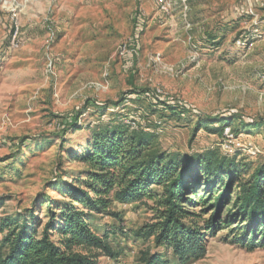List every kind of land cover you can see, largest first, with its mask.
Here are the masks:
<instances>
[{
  "label": "rangeland",
  "instance_id": "rangeland-1",
  "mask_svg": "<svg viewBox=\"0 0 264 264\" xmlns=\"http://www.w3.org/2000/svg\"><path fill=\"white\" fill-rule=\"evenodd\" d=\"M128 1L0 0V221L46 195L62 200L58 184L84 167L72 153L82 155L90 130L114 118L154 130L169 152L215 151L250 171L264 164V0H186L169 13L156 0L155 17L137 0L127 12ZM216 117L236 129L228 148L219 133L194 130ZM150 205L114 203L121 221L88 216L120 253L98 264H140L148 247L163 252L132 234L151 221ZM205 239L206 254L188 264H264V247L248 250L235 231Z\"/></svg>",
  "mask_w": 264,
  "mask_h": 264
},
{
  "label": "trees",
  "instance_id": "trees-1",
  "mask_svg": "<svg viewBox=\"0 0 264 264\" xmlns=\"http://www.w3.org/2000/svg\"><path fill=\"white\" fill-rule=\"evenodd\" d=\"M72 125L81 129L77 118ZM227 126L237 134L229 117L200 120L194 130L222 136ZM252 126L256 124L247 128ZM72 156L84 167L60 181L62 200L46 195L0 221V264H98L101 256L117 259L120 253L108 231L96 233L88 216L112 215L121 221L111 209L114 203L143 200L152 201L153 217L132 234L163 252L140 250V264H169V251L176 264L196 261L206 254L205 237L223 229L235 231L236 242L248 250L264 247V164L250 171L248 163L215 151L169 152L154 130L116 118L91 129L84 153ZM44 204L45 222L39 209ZM117 230L125 232L120 226Z\"/></svg>",
  "mask_w": 264,
  "mask_h": 264
},
{
  "label": "built area",
  "instance_id": "built-area-1",
  "mask_svg": "<svg viewBox=\"0 0 264 264\" xmlns=\"http://www.w3.org/2000/svg\"><path fill=\"white\" fill-rule=\"evenodd\" d=\"M3 1H5V3H7V4L8 3L9 4H15V2H16V0H3ZM179 1L185 4L186 0H166V1L162 2V4H160L159 8L161 11H163L165 13H169L172 10L171 8H173L175 5H177ZM187 11H188V8L186 5H184L183 11H182V15L184 18L187 16ZM238 43L241 44L240 41H238ZM126 51H129V49L128 48L123 49V51L121 52V55H124V53ZM130 51L132 53L135 52V50L133 48ZM158 57L159 56H155L154 59H157ZM222 136H223V140H225L223 143V147L228 148L230 146V144L233 142V140L235 139V137L237 136V134H235L232 131L231 127L227 126L223 129Z\"/></svg>",
  "mask_w": 264,
  "mask_h": 264
},
{
  "label": "crops",
  "instance_id": "crops-1",
  "mask_svg": "<svg viewBox=\"0 0 264 264\" xmlns=\"http://www.w3.org/2000/svg\"><path fill=\"white\" fill-rule=\"evenodd\" d=\"M137 1H142L143 3H142V8H143V10H144V12H146L147 14H149L151 17H155V16H157V13H158V11H156V6H155V1L156 0H137ZM132 2V3H131ZM128 4V6H126V10H127V12H133L135 9H132L133 8V3H134V0H130V1H128L127 2ZM85 4H87V2H85ZM133 4V5H132ZM130 6V7H129ZM125 6H123L122 8H123V11H124V8ZM175 9V11H177V9H176V7L174 6L173 7V9H172V11ZM30 16H32V15H30ZM27 16H26V14L24 15V16H21V18L22 19H24V18H26ZM22 21V20H21ZM33 22L31 21V24H32ZM24 24H26V22L24 23ZM34 24H35V22H34ZM83 49V47H79L78 48V50H82ZM95 52V51H94ZM88 54H86V56H85V58L87 57L88 58V60H93V59H95L96 58V56L98 55V54H96V53H91V54H89L88 56H87ZM90 55H92V57L90 56ZM86 58V59H87Z\"/></svg>",
  "mask_w": 264,
  "mask_h": 264
}]
</instances>
